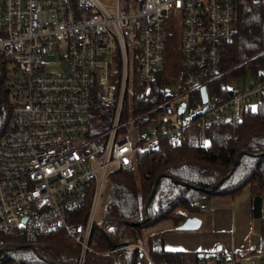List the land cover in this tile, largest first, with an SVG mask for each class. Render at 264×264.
Returning a JSON list of instances; mask_svg holds the SVG:
<instances>
[{
  "label": "built area",
  "instance_id": "built-area-1",
  "mask_svg": "<svg viewBox=\"0 0 264 264\" xmlns=\"http://www.w3.org/2000/svg\"><path fill=\"white\" fill-rule=\"evenodd\" d=\"M240 1L0 0V54L16 66L3 85L12 114L0 136V234L35 244L64 230L81 245L84 264L113 174L133 168L136 154L156 148L165 136L173 144L206 145L213 118H239L254 107L264 96V74L226 99L209 86L225 73L223 55ZM174 24L182 67L176 91L170 93L164 77L167 98L133 114L128 88L136 73L146 84L164 73L167 30ZM61 45L66 68L46 72ZM111 104L112 119L99 131L105 123L93 124L91 112ZM123 225L122 240L105 253L120 257L138 248L152 263L143 237L130 240ZM215 264H264V250L222 254Z\"/></svg>",
  "mask_w": 264,
  "mask_h": 264
},
{
  "label": "trees",
  "instance_id": "trees-1",
  "mask_svg": "<svg viewBox=\"0 0 264 264\" xmlns=\"http://www.w3.org/2000/svg\"><path fill=\"white\" fill-rule=\"evenodd\" d=\"M166 54L172 61L179 56L180 32L174 24L168 27ZM222 67L225 73L209 86L220 99L228 98L234 89L227 86L228 74L234 79L248 71L259 77L264 71V3L260 0H241L233 40L227 45ZM10 59L0 54V136L12 114V105L3 85ZM164 74L146 84L135 74L129 86L126 106L140 114L167 98L161 88ZM167 82L165 81V85ZM108 126L98 124L103 131ZM206 145L171 143L167 136L151 150L139 151L133 168L111 176V188L104 207L105 225L111 233L96 224L90 239L84 264H179L180 253L166 250L162 234L143 237L145 230L165 221L179 226L199 213L200 204L219 196L239 197L246 190L251 199V215L260 219L261 245L264 250V96L256 107L245 110L241 117L227 120L215 117L209 123ZM246 151L239 157V153ZM157 191L146 208V221L140 223L143 210L158 176ZM225 179L215 187L221 179ZM122 221L130 240L143 237L147 253L138 248L123 251L122 256L106 254L120 241ZM130 223H137L130 225ZM30 245H35L36 249ZM100 253V254H99ZM81 245L64 230L43 235L35 244L25 237L0 234V264H79Z\"/></svg>",
  "mask_w": 264,
  "mask_h": 264
},
{
  "label": "crops",
  "instance_id": "crops-1",
  "mask_svg": "<svg viewBox=\"0 0 264 264\" xmlns=\"http://www.w3.org/2000/svg\"><path fill=\"white\" fill-rule=\"evenodd\" d=\"M206 205L194 215L202 219L199 229L179 230L174 221H165L145 230L144 236L162 234L166 250L180 253L179 264H207L203 260L214 257V262L222 254L249 255L262 250L261 223L251 215V199L219 196ZM206 253L215 255L207 257Z\"/></svg>",
  "mask_w": 264,
  "mask_h": 264
},
{
  "label": "rangeland",
  "instance_id": "rangeland-1",
  "mask_svg": "<svg viewBox=\"0 0 264 264\" xmlns=\"http://www.w3.org/2000/svg\"><path fill=\"white\" fill-rule=\"evenodd\" d=\"M173 18L174 16L171 15V17L169 18V22L172 23L173 22ZM168 34H169V29L167 30ZM57 55L55 57L52 58V60H54L55 62L53 64H48L45 71L48 72V71H59V70H64L66 68V65L68 63V59H63L61 60L60 59V56H59V52L62 53V54H66V51H65V46L64 45H61V48H60V51H57V49L55 50ZM15 64H11L9 65V69L10 70H13L15 68ZM181 72H182V67H181V64H180V59H177L175 61H172L169 57L166 58V69L164 70V77L168 78L170 80V93H174L176 91V85H175V81L177 79H179L180 75H181ZM226 80H227V86L230 88V89H239V88H243L245 86H250V84H252L254 81H255V77L253 76V72L252 71H248V73L243 76V77H238L236 79L232 78L230 76V74L227 75L226 77ZM212 87V86H211ZM180 101H183V99H180ZM257 105V102L254 103V107H256ZM112 116H113V104L111 105H108V106H103V105H100L99 108H95L94 110H92L91 112V117H92V123L94 124L95 122H97L98 120L102 119L103 122L108 126L111 119H112ZM151 125L149 124L147 126V128H149ZM242 196L246 199H250V195H249V191L246 190L242 193ZM211 200H208L207 202L209 203ZM106 205V201H104V206ZM254 220L256 221H259L260 222V219H257V218H254ZM106 220H104V217L102 216L98 225H103V223L105 222ZM110 222V221H108ZM107 222V223H108ZM114 225V222L111 221V223H108L107 226L110 228ZM123 228V227H122ZM259 229V228H258ZM256 235L258 237V232H256ZM143 237L145 238L144 236V233H143ZM120 240H122V237H120ZM206 254H204V256H206ZM214 258V257H213ZM213 258H207L205 260H203V263L205 261H207V264H215L216 261L213 262ZM183 261H181L182 263Z\"/></svg>",
  "mask_w": 264,
  "mask_h": 264
},
{
  "label": "water",
  "instance_id": "water-1",
  "mask_svg": "<svg viewBox=\"0 0 264 264\" xmlns=\"http://www.w3.org/2000/svg\"><path fill=\"white\" fill-rule=\"evenodd\" d=\"M259 74H264V71H261V72H259ZM201 92H202V96H203V99H204V101H207V87H203L202 89H201ZM184 107H185V104H182L181 105V112L183 111V109H184ZM0 112H1V107H0ZM244 153H246V151H242L241 153H239V157L242 155V154H244ZM160 178H161V175L160 176H158L157 177V179H156V181H155V184H154V186H153V188H152V191H151V193H150V196H149V198H148V200H147V202H146V205H145V208H144V210H143V219H142V221L140 222V223H143V222H145L146 221V217H145V213H146V208H147V206H148V204L151 202V200H152V198H153V196L155 195V193H156V191H157V187H158V183H159V180H160ZM224 178L223 179H221V181L219 182V183H217V185L215 186V187H219L223 182H224ZM121 224H128V222H126V221H122V223ZM137 223H130V225H136ZM201 225H202V219L201 218H199V217H197V216H192V217H189V218H187L181 225H179L177 228L179 229V230H196V229H199L200 227H201ZM115 244V243H114ZM32 248H34V249H36V246L35 245H30ZM221 246H219L218 247V250L220 251L221 250ZM214 256L215 254H208L207 255V257H210V256Z\"/></svg>",
  "mask_w": 264,
  "mask_h": 264
}]
</instances>
